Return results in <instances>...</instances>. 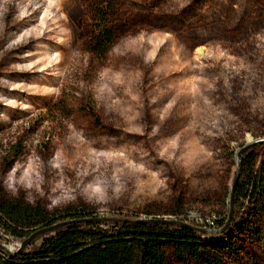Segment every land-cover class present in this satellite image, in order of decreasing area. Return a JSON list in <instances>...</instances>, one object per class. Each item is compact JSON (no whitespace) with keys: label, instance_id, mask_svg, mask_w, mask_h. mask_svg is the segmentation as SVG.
Returning a JSON list of instances; mask_svg holds the SVG:
<instances>
[{"label":"rangeland","instance_id":"obj_1","mask_svg":"<svg viewBox=\"0 0 264 264\" xmlns=\"http://www.w3.org/2000/svg\"><path fill=\"white\" fill-rule=\"evenodd\" d=\"M249 153L264 180V0H0V193L219 230ZM252 207L223 264H264Z\"/></svg>","mask_w":264,"mask_h":264},{"label":"trees","instance_id":"obj_2","mask_svg":"<svg viewBox=\"0 0 264 264\" xmlns=\"http://www.w3.org/2000/svg\"><path fill=\"white\" fill-rule=\"evenodd\" d=\"M49 165L55 172L52 163ZM236 176L231 209L219 230L198 228L180 220L103 218L83 208L55 213L21 196L0 193V230L23 243L37 231L65 222L14 251H0V264H170V247L180 259L193 264H223L226 255L241 248H235L233 238L216 239L215 235L229 236L249 204L264 213L262 169L257 168L253 154L243 157ZM226 224L228 227L223 229Z\"/></svg>","mask_w":264,"mask_h":264},{"label":"water","instance_id":"obj_3","mask_svg":"<svg viewBox=\"0 0 264 264\" xmlns=\"http://www.w3.org/2000/svg\"><path fill=\"white\" fill-rule=\"evenodd\" d=\"M237 179V178H236ZM157 221H161V222H169V220H166V219H164V220H157ZM65 222H63V223H58V224H55V225H53V226H51V227H48V228H45V229H42V230H39V231H37L35 234H33L25 243H24V245H26V244H28L29 242H31V240L36 236V235H38V234H41V233H46V232H48V231H52V230H54L55 228H57V227H59V226H61L62 224H64Z\"/></svg>","mask_w":264,"mask_h":264}]
</instances>
